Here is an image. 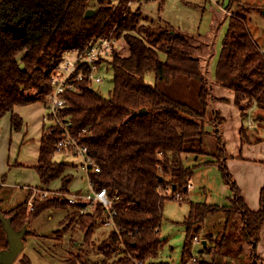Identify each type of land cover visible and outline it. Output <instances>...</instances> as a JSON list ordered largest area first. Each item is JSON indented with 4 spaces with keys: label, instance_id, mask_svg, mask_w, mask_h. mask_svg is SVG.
Listing matches in <instances>:
<instances>
[{
    "label": "trees",
    "instance_id": "16d2710c",
    "mask_svg": "<svg viewBox=\"0 0 264 264\" xmlns=\"http://www.w3.org/2000/svg\"><path fill=\"white\" fill-rule=\"evenodd\" d=\"M135 2L139 0H95L92 5L89 0H0V118L10 114L11 130L16 131L22 120L14 113L15 106L34 102L46 105L51 75L66 49H81L95 34L123 39L125 53L115 48L103 60L105 68H111L113 73V86L107 97L88 82H80L76 90L66 94L68 104L64 113L72 121L73 132H82L81 141L87 153L100 167L98 173L88 172L89 183L93 189H107L116 212L118 233L112 229L94 247L106 264H170L158 260L166 242L161 233L162 206L170 199L160 193V188L170 187L186 194L194 166L215 165L230 188L229 202L219 205L188 200L181 260L191 252L193 238L200 233L206 218L223 212L227 216L224 231L214 234L215 237L213 233L204 236L207 244L199 252L210 254L209 264H236L219 257L230 239L225 230L235 213L241 217L240 238L250 249L249 264H264L255 250L264 221V184L259 192V207L252 210L228 169L229 154L219 129L225 119L219 110H213L211 117L206 116L209 102L217 97L201 71L199 53L203 45L168 22L141 24L138 8H131ZM15 3L24 12L19 15L32 12L28 33L20 38L2 28L6 18L3 12ZM88 8H93L94 13L86 18ZM149 71L154 72L156 84L144 79ZM214 74L222 87L233 92L234 104L243 119L248 117L252 106L264 110V50L253 39L246 19L238 13L229 16ZM177 76L199 82L200 109L174 98L157 85ZM257 115L264 121L261 112ZM206 122L215 128L205 131ZM245 129L242 123V142L249 140ZM205 133L215 138L212 153L202 149L201 141L198 149L188 148V141ZM59 136L56 126L43 123L38 162L34 166L41 183L48 185L59 178V188L47 189L50 194L43 198L36 197L32 209L27 204L31 190L8 210L1 208L4 199L0 195V215L10 219L16 231L26 228L25 239L35 234L27 227L43 211L65 209L66 224L79 225L84 234L82 243L88 249L93 248L94 226L104 223L106 213L98 203L91 205V211H86L87 203H69L68 196L80 191L69 189L72 175L64 174L69 165L52 159ZM187 152L210 157L206 155L209 158L198 164L186 165L183 154ZM122 244L124 249L120 251ZM7 246L0 219V250ZM84 257L80 251L70 252L62 264H86ZM19 262L32 264L26 255Z\"/></svg>",
    "mask_w": 264,
    "mask_h": 264
},
{
    "label": "rangeland",
    "instance_id": "374dc122",
    "mask_svg": "<svg viewBox=\"0 0 264 264\" xmlns=\"http://www.w3.org/2000/svg\"><path fill=\"white\" fill-rule=\"evenodd\" d=\"M94 2L95 0H89L91 5L94 4ZM131 8L133 10L138 8V11L141 13L139 16L141 24L152 23L154 25H163L168 22L181 32L191 36L194 42H199L203 45L202 51L199 53L201 71L207 77L208 85L212 87V91L217 97L209 102L206 109V116L211 117L213 115V110H219L220 115L225 119L224 122L219 125V129L224 141L227 139L228 145L230 148H233V146L240 141L239 116L234 112V108H238L233 101H230V97L226 95V92L231 93V90L222 87L215 80L214 70L223 37L228 26L229 16L232 13L242 15L246 19L247 28L254 39L258 37V41L263 42L261 45L259 44V46L264 45V0H139V2L132 3ZM112 38L114 39V49L116 48V51L122 54L125 53L123 39L116 40L113 36ZM161 58H164L163 54ZM112 76V69H106L104 65L100 71L101 82H92V88L101 95L107 97L113 86ZM144 79L148 83L156 84L155 75L152 71L147 72L144 75ZM157 85L174 98L200 109L197 100L200 85L197 80L185 76H177L168 83L157 82ZM44 106L46 107L45 104ZM46 111L47 109H45V114ZM257 113L255 106H252L248 117L245 119L242 118V123L246 127L243 132L250 140L256 139L258 134L264 135V121L260 119ZM204 128L205 131H212L215 127L210 122H206ZM199 141H201L202 149L206 153L213 152L215 143L213 135L205 133L201 137L191 139V142L188 141V148L198 149ZM2 144L3 142L0 141V171L5 170L4 168L9 160L14 161L18 158L19 160L23 159L28 161L35 156L32 151L28 150L29 148L26 145H23L19 149L18 157H15L14 141L9 146L8 142L5 145ZM183 155V161L186 165H196L205 158L210 157L209 154H206L209 156L208 157L205 154L197 155L194 152H187ZM52 159L58 162H66L70 168L74 169L76 175L71 185L69 184L70 189L82 188V190H86L88 188L86 177L80 174L81 158L79 156L63 150H56ZM76 169L79 171H76ZM5 172L7 171L5 170ZM5 172H3V174ZM32 174L35 179V181L34 179L33 181L37 182L39 180L37 178L39 177L36 171L32 170ZM56 181H58V178L53 180V183H50L51 186H57ZM188 182L191 183L192 188L188 189L186 194L181 192V200L175 198L167 199L163 202L161 233L162 236L166 237V242L160 250L158 260L170 264H183L190 256H195L197 258L196 262L200 264H209L211 258L210 254L205 251L202 254L199 252L203 249V244H201L202 240L205 239L204 236L206 237L210 235V233H213L212 237H215L214 234L217 236L219 232H223L227 216L223 212L208 216L200 233L197 235L198 238L201 239V243H192L191 252L189 255L186 254L184 260H181L185 239V224L183 221L190 208L188 200L191 199L194 201L224 205L228 204L231 191L228 185L223 182L221 172L215 165L194 166V173ZM33 187L38 186H29L26 191L31 190L32 194ZM39 188L44 189L41 187ZM20 190V188L2 190L0 195L4 200L1 203V208L8 210L18 204L23 196L20 194ZM163 192V189L160 188V193L162 194ZM47 194H50V192L48 191ZM92 208V206H89L86 211H91ZM66 212L67 210L65 209H56L53 210L52 213H50V210L43 211L28 225V228L32 229L35 233H39L41 236L46 235L45 237H48L46 244L51 247V252L53 254L55 253V255L62 254L65 257L62 260L63 262L70 252L80 251L86 257V264H106L105 259L94 246L110 234L112 227L101 222L97 223L92 233V241L94 244H91V246L93 248L88 249L86 245L82 243L84 234L83 231L79 229V225L73 227V225L66 224L68 221V219H64ZM240 218V215L235 213L231 216L230 223L225 230L227 235L230 236V239L224 247L225 251L221 253V255L219 254V257L223 261H230V263L249 264L251 260L249 256L250 249L240 238ZM73 222L74 221H70L69 223L72 224ZM76 242H79L78 245H75ZM46 251H48V249ZM65 251H68L67 254ZM22 255H24V250L21 251L11 263L0 264H20L19 258Z\"/></svg>",
    "mask_w": 264,
    "mask_h": 264
},
{
    "label": "crops",
    "instance_id": "0c3cea01",
    "mask_svg": "<svg viewBox=\"0 0 264 264\" xmlns=\"http://www.w3.org/2000/svg\"><path fill=\"white\" fill-rule=\"evenodd\" d=\"M255 39L257 40L256 42L258 45H261L263 43L261 40V42L258 41V37H256ZM259 47L264 50V45ZM230 92L231 93L226 92V95H228L227 97H230V101L234 102V94L232 91ZM45 109L46 107L42 102H34L31 104L15 106L14 113L18 114L22 120V125L20 129L16 131L11 130L10 114H6L0 118V133L2 132L0 141L3 142L2 145L7 144L8 142L9 146L14 141L15 157H18L19 149L23 145H26L29 148L28 150L32 151V153H34L35 155L34 158L30 157L31 159H29L28 161L23 159L19 160L18 158H16L14 161L9 160L6 164V167L4 168L7 172H5V170L0 171V186H2L1 191L4 189L14 190L20 188L21 190H23H20V194L23 195L20 201L24 199L27 192L26 189L29 186L33 185L49 190L57 189L61 184V182H59V178L58 181H56L57 186L55 187L51 186V184L44 185L40 182V180L34 182L35 179L33 178L32 174V170H35L34 166L38 162L43 123L45 122ZM255 109L258 113L261 112L264 116V110H261L257 107H255ZM234 110V112L237 113L239 116L240 134V128L242 126V117L238 109L234 108ZM47 124L49 123L47 122ZM256 137L260 138V140L256 141L255 139H249L247 141L242 142L240 137V141H238L233 146V148H230L227 139L225 141V146H227L226 150L229 154L226 160L228 169L233 175L235 181L237 182V185L239 186L247 205L252 210H256L259 207V192L262 185L264 184V135L258 134ZM79 170L80 174L86 177L88 188L86 190H82V188L74 190L70 188L69 189L72 192L80 191L82 193H88L91 190V187L87 173L81 167ZM79 170L76 169V171ZM3 172L5 173L3 174ZM68 173L72 175V179L69 183L71 185L76 173L74 169L70 168L69 166L65 169L64 174ZM52 212L53 210L50 209V213ZM45 236L46 235L41 236L39 233H35L34 235H29L25 237L24 245L21 251L24 250V255H26L31 260L32 264H62V260L65 257L62 254L55 255V253L53 254L51 252V247L46 244V240H48V237ZM76 244L78 245L77 242L75 243V245ZM47 249L48 251H46ZM255 250L256 253L264 261V221L259 230V238L256 243ZM65 252L67 254L68 251Z\"/></svg>",
    "mask_w": 264,
    "mask_h": 264
},
{
    "label": "built area",
    "instance_id": "2783aa9c",
    "mask_svg": "<svg viewBox=\"0 0 264 264\" xmlns=\"http://www.w3.org/2000/svg\"><path fill=\"white\" fill-rule=\"evenodd\" d=\"M114 50V39L111 35L103 36L95 34L81 49H66L55 67L51 79V90L47 96L45 121L56 126L59 131V138L55 143V150H63L79 156L81 158L80 167L87 173H98L100 167L97 162L87 153L85 144L81 141L82 132H73L72 121L65 115L64 109L67 107L68 99L66 94L77 89L80 82H101L100 71L104 66V58L108 57ZM88 193H75L68 196L69 203L77 202L87 203V207L98 203L106 213L104 224L111 226L117 231L114 221L115 210L112 208V198L109 196L107 189H93ZM187 190L192 188L188 182ZM32 194L28 200V207L32 209L35 197L43 198L47 195V190H41L39 187L32 188ZM163 195L170 199H182L180 191L172 190L170 187L163 188ZM86 207V209H87ZM120 238V236H119ZM193 243H201L198 236L193 238ZM124 249L123 244L120 251ZM119 250V249H118ZM195 256L183 264H200Z\"/></svg>",
    "mask_w": 264,
    "mask_h": 264
},
{
    "label": "water",
    "instance_id": "95a60500",
    "mask_svg": "<svg viewBox=\"0 0 264 264\" xmlns=\"http://www.w3.org/2000/svg\"><path fill=\"white\" fill-rule=\"evenodd\" d=\"M94 9L88 8L85 11L84 16L86 18H89L93 15ZM30 19V15L26 16L24 18V23L22 25H19V21L16 23H11L8 21H5L2 28L4 31L10 32L13 37L20 38L26 35L27 33V26L28 21ZM20 68H23V63H20ZM0 219L3 222V227L6 233V238L8 242V246L5 249L0 250V263H11L21 252L23 245H24V235L27 231L26 228H22L19 231H16L11 226V220L4 218L2 215H0ZM202 244H206V240H202Z\"/></svg>",
    "mask_w": 264,
    "mask_h": 264
},
{
    "label": "flooded vegetation",
    "instance_id": "af4514ba",
    "mask_svg": "<svg viewBox=\"0 0 264 264\" xmlns=\"http://www.w3.org/2000/svg\"><path fill=\"white\" fill-rule=\"evenodd\" d=\"M3 13H5V16H6L5 21L16 23L17 21L21 20L19 22V25H22L24 23V18L30 15L29 13H32V12H28V14H25V15H19V13H24V12L20 11L19 5L15 3L13 4L11 8L5 9ZM30 18H31V15H30ZM27 33H28V30H27Z\"/></svg>",
    "mask_w": 264,
    "mask_h": 264
}]
</instances>
